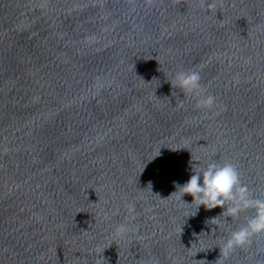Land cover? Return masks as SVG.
I'll use <instances>...</instances> for the list:
<instances>
[{
    "label": "water",
    "instance_id": "1",
    "mask_svg": "<svg viewBox=\"0 0 264 264\" xmlns=\"http://www.w3.org/2000/svg\"><path fill=\"white\" fill-rule=\"evenodd\" d=\"M213 160L264 198V0H0V264H264L179 191Z\"/></svg>",
    "mask_w": 264,
    "mask_h": 264
},
{
    "label": "clouds",
    "instance_id": "2",
    "mask_svg": "<svg viewBox=\"0 0 264 264\" xmlns=\"http://www.w3.org/2000/svg\"><path fill=\"white\" fill-rule=\"evenodd\" d=\"M149 4L152 0H147ZM221 0H198L200 6L215 13ZM200 72L195 69L178 71L171 82L185 96L195 100L198 109H211L216 98L208 94L201 83ZM182 197L190 195L192 203L206 210L222 209L219 217L238 219L241 213L252 211L246 223L232 230L219 248L220 255L227 257L236 249L249 246L254 238L264 236V198L258 197L242 180L238 166L232 162L218 163L211 161L200 171L193 172L190 179L179 188ZM187 204V203H186ZM189 204V205H191ZM132 210L133 206H128ZM130 231L125 223L115 227L114 234L125 237Z\"/></svg>",
    "mask_w": 264,
    "mask_h": 264
}]
</instances>
